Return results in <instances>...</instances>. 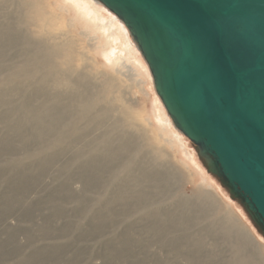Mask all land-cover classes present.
<instances>
[{
  "label": "rangeland",
  "instance_id": "374dc122",
  "mask_svg": "<svg viewBox=\"0 0 264 264\" xmlns=\"http://www.w3.org/2000/svg\"><path fill=\"white\" fill-rule=\"evenodd\" d=\"M39 1L50 21L36 16L32 0H0V8L13 9L15 20L6 22L25 38L62 51L51 52L53 65L84 77L98 106L110 105L111 111L97 115L110 120L115 137L131 136L129 164L113 174L107 168L88 172V161L69 159L62 140L41 138L32 128L42 121L34 118L37 112L16 113L19 130L0 119V264H264L263 235L171 122L150 72L137 61L139 56L146 65L135 42L140 55L130 52V61L124 51L119 64H110L101 54V35L86 30L60 0ZM101 12L119 21L126 40L123 23L106 8ZM68 49L74 53L69 63ZM4 76L0 89L10 84ZM139 160L138 174L147 181L127 183L134 190L118 188L119 176ZM245 225L256 239L247 238Z\"/></svg>",
  "mask_w": 264,
  "mask_h": 264
},
{
  "label": "water",
  "instance_id": "95a60500",
  "mask_svg": "<svg viewBox=\"0 0 264 264\" xmlns=\"http://www.w3.org/2000/svg\"><path fill=\"white\" fill-rule=\"evenodd\" d=\"M175 128L264 237V0H97Z\"/></svg>",
  "mask_w": 264,
  "mask_h": 264
},
{
  "label": "bare ground",
  "instance_id": "6f19581e",
  "mask_svg": "<svg viewBox=\"0 0 264 264\" xmlns=\"http://www.w3.org/2000/svg\"><path fill=\"white\" fill-rule=\"evenodd\" d=\"M90 1L92 0H60L62 5H65L74 13L79 23L88 28L86 30L101 35L104 42L101 54L110 64H119L118 60L122 58L119 54H122L124 51L129 60L131 58L130 54L133 52L137 56L140 55L137 53L136 45H131L133 43L129 32H125L127 39L123 40L120 33L121 29L116 25L119 21L114 20L115 23L106 17L101 12V9L105 8L102 6L100 8L97 0H95V3L92 1L94 4H91ZM27 2L29 3V1ZM30 7L39 18L45 17L48 21L51 20L49 14H46L47 12L43 13L41 11L39 0H32ZM8 8H0V20L5 21V23H0V73L3 76L5 74L6 81L10 83H8V87L6 86V88L0 89V119L11 128L15 127L19 130L22 125V120L20 121L14 118L16 113L21 111L23 114L20 113L23 117L27 112H37L38 116L34 118L36 120L40 119L43 122L39 120L41 123H37L35 121L36 123L33 124L32 128L42 134H40L41 138H50L49 141H52V139L62 140L65 143L64 146H66V149H70L72 152L69 159H80L78 163L83 160L86 163L88 161L89 165H86L88 172L90 170L95 171V169L103 170L106 168L110 170V174L120 172L122 166H128L129 164L127 163L126 147L132 138L131 136L124 138L126 136L123 134L115 137L113 130H110L111 128L109 129V119L103 121L101 114L102 112L107 114V112L111 111L112 108L109 107L110 105L106 106L102 104L98 106V96L95 93H90V91L87 92L89 90L88 86L82 84L81 80L84 77H80L77 74L73 76L70 70L63 69L64 71H62L56 68L51 62L52 51L48 47V44H45V42L42 45L37 44L28 39V37L25 38L22 32L16 31L17 29L14 25L8 24L6 20H15L10 16L13 13V9L8 10ZM107 11L112 14L109 10ZM61 53L62 51L57 48L52 52V55L57 54L60 56ZM63 54L66 55V61L68 63L73 61L74 53L72 49L66 50ZM137 61L149 76L148 67L141 61L139 56ZM6 64L8 68L4 67ZM56 77L58 78L56 79ZM79 84L82 85L79 86ZM99 100L101 101V99ZM75 107L78 110L77 112L74 111ZM97 112H101V114L97 115ZM163 115L165 116V114ZM156 118L161 122L164 121L162 115L161 117L160 115H156ZM57 122L59 125L56 124ZM31 131L33 130L31 129ZM42 140L45 141L44 139ZM77 144L81 145L77 146ZM71 147L75 149H71ZM92 165L96 168H93ZM142 168L140 160L133 164L127 170L126 175L119 176L120 182L118 188H132L133 186L127 183L133 181H137L136 184L138 185L146 182L147 178H143L138 174ZM106 174L108 173L106 172ZM121 198H124V196L122 195ZM176 202L174 201L173 203L175 204ZM182 205L180 204V206ZM174 215L172 213L169 217L172 219ZM173 221L177 220L175 219ZM220 223L222 224V222ZM228 227L230 231H233L232 225ZM246 229L249 232L247 238L251 237L248 238L249 240L256 239L252 235V231L248 228ZM237 236L239 235L237 234ZM259 242L262 245L260 240ZM239 255L241 256L242 253Z\"/></svg>",
  "mask_w": 264,
  "mask_h": 264
},
{
  "label": "crops",
  "instance_id": "0c3cea01",
  "mask_svg": "<svg viewBox=\"0 0 264 264\" xmlns=\"http://www.w3.org/2000/svg\"><path fill=\"white\" fill-rule=\"evenodd\" d=\"M240 228H241V227H240ZM240 228H239V229H240ZM240 230L243 232L242 228H241Z\"/></svg>",
  "mask_w": 264,
  "mask_h": 264
}]
</instances>
